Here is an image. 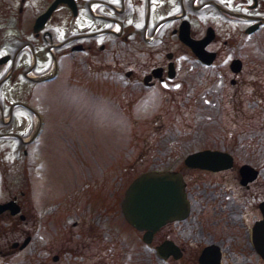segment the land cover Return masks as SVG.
<instances>
[{
  "label": "flooded vegetation",
  "instance_id": "flooded-vegetation-1",
  "mask_svg": "<svg viewBox=\"0 0 264 264\" xmlns=\"http://www.w3.org/2000/svg\"><path fill=\"white\" fill-rule=\"evenodd\" d=\"M64 71L81 82L108 81L129 107L161 113L184 105L200 80H209L213 100L264 96V0H0V264L11 257L18 264H264L253 241L264 194L239 198L223 183L188 180L178 166L224 173L236 162L227 149L211 147L232 154L225 168L189 166L183 157L137 170L123 187L120 163L112 174L88 163L89 172L61 192L42 188L40 148L25 130L41 86ZM241 164L248 190L260 168L252 163L258 175L243 184ZM163 169L182 172L189 212L167 219L149 240L126 217L123 199L138 174ZM210 201L206 219L200 211ZM251 202L260 215L250 223Z\"/></svg>",
  "mask_w": 264,
  "mask_h": 264
},
{
  "label": "rangeland",
  "instance_id": "rangeland-1",
  "mask_svg": "<svg viewBox=\"0 0 264 264\" xmlns=\"http://www.w3.org/2000/svg\"><path fill=\"white\" fill-rule=\"evenodd\" d=\"M208 81H197L195 93L186 96L184 105L161 113L160 106L156 109L137 103L129 107L128 100L117 99L116 88L108 81L94 84L88 78L81 82L61 72L54 81L41 86L40 108L25 130L31 136L30 146L40 148L42 188L61 192L89 172L88 163L96 167L104 163L111 174L120 163L124 187L137 170L170 161L183 164L189 151L217 147L234 153L233 169L213 174L178 165L185 177L223 183L218 187L233 191L239 198L243 193L263 195L264 96L213 100ZM214 89L218 90V85ZM245 161L260 168L248 190L239 182L237 173V167ZM29 169L32 171L31 166ZM109 180L113 183V178ZM211 203L200 211L203 218H211ZM253 207L252 202L245 207L244 215L250 223L260 215ZM99 262L114 264L108 258H99ZM7 264L18 263L11 257Z\"/></svg>",
  "mask_w": 264,
  "mask_h": 264
},
{
  "label": "water",
  "instance_id": "water-1",
  "mask_svg": "<svg viewBox=\"0 0 264 264\" xmlns=\"http://www.w3.org/2000/svg\"><path fill=\"white\" fill-rule=\"evenodd\" d=\"M233 157L229 151L205 147L185 156V163L209 169H220L232 164ZM243 184L255 179L259 169L250 162L240 165ZM262 217L253 226V241L264 257V200L260 201ZM123 210L129 221L145 229L144 238L149 240L153 232L167 219L183 217L189 212V200L185 191V180L179 170H149L137 175L129 184L123 199ZM157 245V251L165 256V245ZM170 250H173L171 248Z\"/></svg>",
  "mask_w": 264,
  "mask_h": 264
}]
</instances>
